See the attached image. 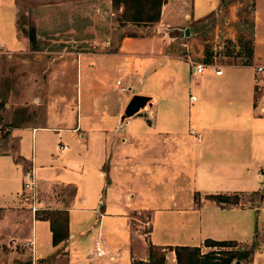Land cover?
I'll use <instances>...</instances> for the list:
<instances>
[{"label":"crops","instance_id":"crops-1","mask_svg":"<svg viewBox=\"0 0 264 264\" xmlns=\"http://www.w3.org/2000/svg\"><path fill=\"white\" fill-rule=\"evenodd\" d=\"M25 1L0 0V46L9 51L29 47L18 21L25 6L32 7L36 22L50 24L60 15L69 16L70 24L83 18L91 24L89 17L102 16L105 7L115 13L112 0ZM201 1L166 0L160 21H198L220 6L219 0ZM71 26L64 31L88 28ZM48 32L56 38L57 32ZM168 36L123 35L116 48L80 51L79 60L69 64L74 100L54 97L43 123L5 129L0 123V264L17 263L24 253L30 264H133L148 261L150 245L163 250L164 264H178L173 247L197 246L200 253L215 249L207 238L247 248L240 264H264V95L254 94L261 70L241 84L231 79L234 72L227 66L216 74L206 64L195 76L186 59L171 54L176 36ZM253 48L254 54L264 50L256 34ZM186 74L189 95L182 107L177 89ZM193 78L199 81L192 92ZM118 79L128 86L126 92L118 90ZM133 94L149 95L152 103L121 119ZM191 107L199 118H191ZM31 163L40 206L36 214L23 196ZM217 194L238 199L220 201ZM49 209L68 216L69 234L58 244L50 218L42 216ZM147 212L146 219L139 216ZM19 244L27 245L24 252ZM94 244L118 255L90 256Z\"/></svg>","mask_w":264,"mask_h":264},{"label":"rangeland","instance_id":"rangeland-1","mask_svg":"<svg viewBox=\"0 0 264 264\" xmlns=\"http://www.w3.org/2000/svg\"><path fill=\"white\" fill-rule=\"evenodd\" d=\"M199 2L202 1L199 0ZM219 2L218 11L216 10L207 18L184 23L168 20V17L162 22L160 18L153 22L128 21L121 14L123 8L114 6L115 13L113 14L110 13V8L105 7L102 10V16L96 17L95 20L93 17H89L91 24H88L85 18H83L85 21L76 19L74 24H70L71 18L61 15L56 18L54 23L50 24L45 21L38 23L32 17V7L25 6L19 15V26L25 35H28L30 28L35 27L37 43L33 46L29 42L27 49L17 52L0 46V119L4 122L2 128L5 129L7 126L16 124L43 123L48 102L50 103L54 97L60 100H74L75 95L71 93L75 87V75L69 64H74L79 60L80 51L116 48L123 35L158 33L162 36L165 35V40H170L168 35L176 36L175 39H171L169 51L188 62L189 59H192L208 65L227 66V69L230 70L232 67H228V65L251 64L234 68L231 71L227 70L230 74L234 72L231 79L237 81L238 84H241L242 81L247 83L251 77L256 76V67L259 64L263 69L257 72L260 85H255L254 94L255 98L262 93L264 95V50L254 54L253 48L255 34L264 43V27H261L263 24L260 25L262 14L259 11L260 6L264 5V0H219ZM167 13H169V9H166L164 17ZM256 20L259 21V27L255 26ZM71 25L88 28L85 31L84 29L80 30L78 33L64 31L70 29ZM184 25L190 26L189 36H185L183 33ZM90 26L96 27V31L90 29ZM53 29H56V38L49 36L51 33L48 31L53 32ZM95 33L97 35L95 39L80 40L75 38L77 35L90 36ZM192 37L194 38L192 39ZM105 41H109L107 46ZM186 70L184 67V73ZM185 78H187L186 82L183 81L182 86L177 89V94L179 93L182 98L180 100L182 107L186 105L189 95L187 74ZM198 81L199 79L193 78L192 92L198 90L196 84ZM196 103H199V100H195L194 104ZM190 113L193 120L199 118L201 114L193 107H191ZM3 134L7 133L3 130ZM13 144L9 139V147L14 149ZM48 211L55 210L49 209ZM146 215L149 216V213L139 216L146 219ZM146 226L148 229L149 225ZM18 246L19 252H24L27 247L25 244ZM214 248L212 250H219L220 253L227 252L226 254L229 255V252H234V249H231L232 246L216 245ZM242 250L246 251L244 259H247L249 255L247 248L237 247L235 249V251ZM19 258L22 259L14 264H30L29 254L24 253Z\"/></svg>","mask_w":264,"mask_h":264},{"label":"trees","instance_id":"trees-1","mask_svg":"<svg viewBox=\"0 0 264 264\" xmlns=\"http://www.w3.org/2000/svg\"><path fill=\"white\" fill-rule=\"evenodd\" d=\"M165 0H112L114 7L122 6L121 14L128 21L133 22H153L160 18L161 6ZM223 3V2H222ZM28 36L31 44L34 46L37 43L36 28H30ZM2 120L0 119V123ZM17 125V124H16ZM214 197L220 201H230L233 199L236 201L238 197L231 198L229 195L217 194ZM46 213L42 214L43 217L50 218L51 228L53 231L54 244L60 243L65 239L68 232V216L64 210H55L53 212L46 210ZM54 214V215H53ZM205 243L209 245L220 246H232L235 244L232 240H215L205 239ZM255 243L252 244V248ZM176 253L178 264H231L234 260L244 259L246 251L221 252L219 250H208L200 253L199 247H190L187 245H176L173 247ZM232 249V248H231ZM233 251V250H226ZM244 251V252H243ZM249 254V250H248ZM133 264H164L163 250L158 247L149 246V259L144 261L136 259Z\"/></svg>","mask_w":264,"mask_h":264},{"label":"built area","instance_id":"built-area-1","mask_svg":"<svg viewBox=\"0 0 264 264\" xmlns=\"http://www.w3.org/2000/svg\"><path fill=\"white\" fill-rule=\"evenodd\" d=\"M190 62V67L192 68V74L195 76H198L204 69V66L206 64L202 62H197L192 59H189ZM214 69L216 74H220L222 72V65H216V64H211ZM258 70H262L263 67L258 65L257 66ZM118 84V90L120 92H126L128 90V86L125 84L121 83V79H118L117 81ZM190 98L192 100L196 99V95L191 94ZM62 147H67L66 144L62 145ZM23 196L27 201L31 202V209L34 214L40 209V206L38 205V200H37V176L35 173L34 165L31 163L27 166L24 172V179H23ZM88 255L90 256H105L108 255L111 259L114 258L116 255H118L117 252L111 253L108 251V249H105V247L100 246L98 244H94L92 249L88 251Z\"/></svg>","mask_w":264,"mask_h":264},{"label":"water","instance_id":"water-1","mask_svg":"<svg viewBox=\"0 0 264 264\" xmlns=\"http://www.w3.org/2000/svg\"><path fill=\"white\" fill-rule=\"evenodd\" d=\"M185 36L190 35V27L186 26L183 31ZM151 96L146 94H133L126 103L121 119L132 116L133 114L140 111L146 104H151ZM232 264H240V260L236 259Z\"/></svg>","mask_w":264,"mask_h":264}]
</instances>
